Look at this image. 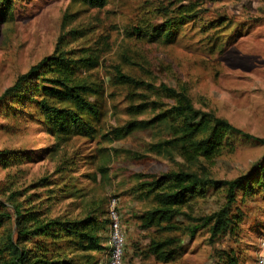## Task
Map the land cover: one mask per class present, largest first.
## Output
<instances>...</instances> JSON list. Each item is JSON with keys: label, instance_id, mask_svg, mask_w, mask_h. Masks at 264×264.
I'll use <instances>...</instances> for the list:
<instances>
[{"label": "rangeland", "instance_id": "obj_1", "mask_svg": "<svg viewBox=\"0 0 264 264\" xmlns=\"http://www.w3.org/2000/svg\"><path fill=\"white\" fill-rule=\"evenodd\" d=\"M169 1L109 0L101 9L72 0L15 1L13 17L0 21V94L19 74L51 54L61 38L64 45L59 49L78 54L87 50L96 56L95 65L79 71V77L90 83L88 100L96 114H86L93 126L90 135H58L46 126L37 106L0 102V151L23 156L9 166L0 159V200L11 212L7 197L17 191V200L26 204L29 198L28 204L51 215H83L105 209L107 198L115 194L125 235L122 264H214L228 251L241 264H255L257 253L264 250V202L258 198L231 205L230 213L244 216L233 232L215 238L206 228L192 237L180 234L183 251L171 262L145 259L142 252L149 235L138 216L153 205L139 188L145 176L183 168L228 180L264 162V144L250 141H238L234 151L210 159L185 158L173 145L168 121L138 126L122 138L111 133L128 121H147L173 105L172 99L154 94V88L164 83L183 89L194 108L264 138V0H185L197 1L198 13L206 21L226 18L229 23L198 29L200 24L189 20L170 44L126 36L131 26L144 20L159 24L161 18L146 10ZM114 65L152 88L113 84ZM140 103L147 105L145 111L130 114L131 106ZM225 202L223 190H212L197 197L191 207L180 208L174 218L178 233L186 226H200L201 221L194 219L221 210ZM10 229H14L11 222L0 234Z\"/></svg>", "mask_w": 264, "mask_h": 264}, {"label": "trees", "instance_id": "obj_2", "mask_svg": "<svg viewBox=\"0 0 264 264\" xmlns=\"http://www.w3.org/2000/svg\"><path fill=\"white\" fill-rule=\"evenodd\" d=\"M15 1L0 0V21H8L13 17ZM72 1L92 9H101L109 2ZM175 1L146 10L148 14L160 17L161 22L152 25L144 20L137 26H131L126 31V36H134L148 43L170 44L176 40L178 33L182 31L181 27L189 20L196 21L194 26L200 24L198 29H205L208 25L216 26L218 23L222 27L229 23L226 18L214 19L217 22L203 19L198 13L200 4L197 1ZM59 40L51 54L42 57L19 74L2 91L0 102L15 100L16 103L37 106L44 117V123L55 134L90 135L93 126L86 114L94 117L96 111L88 100L90 83L79 77V71L90 69V66L97 63V59L94 53L87 50L78 54L77 51L59 49L64 45L61 38ZM112 68L113 84L132 89H145V86L152 88V84L123 73L120 66L114 65ZM154 94L172 99L174 104L147 121L131 120L113 128L111 133L114 137L122 138L138 126L146 127L168 121L167 127L173 145L179 147L180 154L185 158L210 159L224 152H232L238 141L264 144V138L244 132L211 112L194 108L183 89L177 90L160 83L154 88ZM55 100H63L68 104L56 107L52 103ZM146 108L144 103L132 105L130 114L143 113ZM17 152L0 151V159H3L5 166H9V162L15 159H23ZM145 178L139 188L146 197L152 198L153 205L138 216L141 228L147 230L149 235L142 252L145 259L152 258L162 263L173 261L183 251L184 243L180 234L192 237L200 228H206L210 236L215 238L227 231L233 232L244 216L240 212L230 213L231 205L246 198H258L264 202V162L256 163L247 172L228 180L213 179L206 174L198 175L183 168ZM212 190L224 191L225 206L210 216L194 219L201 221L200 226H186L182 233H178L180 227L176 225L174 218L181 213L180 208L191 207L197 197H203ZM18 195L19 192L14 191L7 197L11 212L4 201L0 200V230H4L10 222L11 228H14L0 234V264H102L107 254L106 204L109 197L105 209H92L83 215H70L66 212L51 215L41 207L28 204L29 198L26 204L17 200ZM113 196L118 197L115 194ZM125 254L124 249V256ZM223 255L214 264H241L234 252L228 251Z\"/></svg>", "mask_w": 264, "mask_h": 264}, {"label": "built area", "instance_id": "obj_3", "mask_svg": "<svg viewBox=\"0 0 264 264\" xmlns=\"http://www.w3.org/2000/svg\"><path fill=\"white\" fill-rule=\"evenodd\" d=\"M107 254L102 264H122L125 249L124 229L120 214L119 198L109 196L106 204ZM255 264H264V250L261 249L255 258Z\"/></svg>", "mask_w": 264, "mask_h": 264}]
</instances>
